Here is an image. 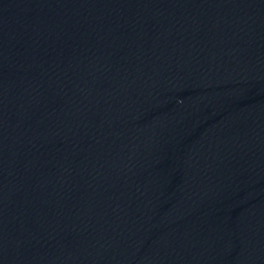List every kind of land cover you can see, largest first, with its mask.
Listing matches in <instances>:
<instances>
[{
  "label": "water",
  "instance_id": "water-1",
  "mask_svg": "<svg viewBox=\"0 0 264 264\" xmlns=\"http://www.w3.org/2000/svg\"><path fill=\"white\" fill-rule=\"evenodd\" d=\"M0 264H264V0H0Z\"/></svg>",
  "mask_w": 264,
  "mask_h": 264
}]
</instances>
